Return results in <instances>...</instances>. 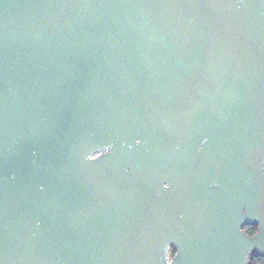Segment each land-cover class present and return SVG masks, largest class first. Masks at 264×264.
<instances>
[{
    "label": "water",
    "instance_id": "water-1",
    "mask_svg": "<svg viewBox=\"0 0 264 264\" xmlns=\"http://www.w3.org/2000/svg\"><path fill=\"white\" fill-rule=\"evenodd\" d=\"M254 251L264 0H0V264Z\"/></svg>",
    "mask_w": 264,
    "mask_h": 264
},
{
    "label": "flooded vegetation",
    "instance_id": "flooded-vegetation-1",
    "mask_svg": "<svg viewBox=\"0 0 264 264\" xmlns=\"http://www.w3.org/2000/svg\"><path fill=\"white\" fill-rule=\"evenodd\" d=\"M242 229L248 234V235H254L257 230H258V225L257 224H249V225H244L242 227ZM175 247L172 246L171 249H170V252H169V255L170 257H172L175 253H176V248H175V251L173 250ZM254 255H259L261 256V259H262V262L264 264V256L258 254L257 252H252L251 255H250V258H249V264L252 263V258Z\"/></svg>",
    "mask_w": 264,
    "mask_h": 264
},
{
    "label": "trees",
    "instance_id": "trees-1",
    "mask_svg": "<svg viewBox=\"0 0 264 264\" xmlns=\"http://www.w3.org/2000/svg\"><path fill=\"white\" fill-rule=\"evenodd\" d=\"M173 250L175 251V248ZM251 264H263L261 256L254 255L253 258H252V263Z\"/></svg>",
    "mask_w": 264,
    "mask_h": 264
}]
</instances>
